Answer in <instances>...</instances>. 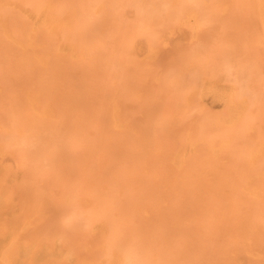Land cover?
I'll list each match as a JSON object with an SVG mask.
<instances>
[{
	"label": "bare ground",
	"instance_id": "6f19581e",
	"mask_svg": "<svg viewBox=\"0 0 264 264\" xmlns=\"http://www.w3.org/2000/svg\"><path fill=\"white\" fill-rule=\"evenodd\" d=\"M263 246L264 0H0V264H264Z\"/></svg>",
	"mask_w": 264,
	"mask_h": 264
},
{
	"label": "rangeland",
	"instance_id": "374dc122",
	"mask_svg": "<svg viewBox=\"0 0 264 264\" xmlns=\"http://www.w3.org/2000/svg\"><path fill=\"white\" fill-rule=\"evenodd\" d=\"M168 47H169V48H168ZM168 47L165 46L164 48H161V49H162V56H161L160 61L158 62V63H159V67L162 66V64H163V66H164L165 63L167 62V52H168V51L170 50V48H171L170 46H168ZM161 61H162V62H161ZM168 61H169V59H168ZM163 66H162V67H163ZM10 88H11V87H10ZM11 91H12V88H11ZM207 102H208V103H207ZM204 103H205V104H204ZM206 104H207V106H206ZM211 104L214 105L215 103H211V102L208 101V100L204 101V102H203V105L206 106V107H205V110L208 109L209 111H207L208 113L206 112L207 115L205 114V112H204L202 115L199 114V115L202 116V117L204 116L203 118L208 119V121H210V120L212 121V119L214 120V116L212 115L213 117H211V114L213 113L214 115H216L217 112L220 110V109H219V107H220L219 105L215 104L214 107H213ZM208 106H209V107H208ZM212 107H213V108H212ZM211 109H212V110H211ZM210 110H211V111H210ZM213 111H214V112H213ZM204 114H205V115H204ZM196 115H198V114H192V115L189 117V120H187V121L184 122L185 124L183 125V129H184L185 131H186V128L189 126V124H190L191 122H193V121L195 122V120L198 119L199 115H198V117H196ZM207 116H208V117H207ZM206 117H207V118H206ZM209 117L211 118L210 120H209ZM199 118H200L201 120H203V121L205 120V119H202L201 117H199ZM185 125H187V127H184ZM194 128H195V127H193V129H192L191 131L194 132V130H195ZM187 129H188V128H187ZM124 139H125V138H124ZM126 142H128V141H126ZM128 143H129V142H128ZM126 144H127V143H126ZM171 144H172V143H171ZM129 145H130V143H129ZM122 146L125 147V148H124V149H121V148H118V147H117V148H118V151H117V152H118V154H120V157L117 156V153L115 152L116 155H115V158H114V161H113V162H117V161H118V163H116V164H118V166H116V167H118V169H115L116 167H112V166H115V164H114V163H111L112 166L110 165V166H108V168L110 167V168H111V171H113V172H111L110 169H108V168H107V170H106L107 172H108V170H109V172H108L109 174H111V173H115V170H121V171H122V169H119V168H122L124 165H126V162H127V161H126V157H125L124 154H121V153L119 152V151H120L119 149H121V150H123V151L125 152V151L127 150V148H128V147H127L128 145H125V144L123 145V144H122ZM120 147H121V145H120ZM200 149H201V151L203 150L202 147H200ZM204 149H206V148L204 147ZM123 151H121V152H123ZM128 151H129V150H128ZM199 151H200V150H199ZM206 151H207V149H206ZM206 151H204V150L202 151V153L204 154V156L207 155V154L205 155V152H206ZM124 152H123V153H124ZM125 153H127V156H128V157L130 156V155H128V153H130V152H127V151H126ZM199 153H200V152H199ZM202 153H201V154H202ZM207 153H208V152H207ZM121 155H123V156H121ZM199 155H200V154H199ZM131 156H133V158H138V155L136 156V155H134V154H131ZM200 156H201V155H200ZM200 156H199V158H202V157H203V156H202V157H200ZM121 157H124V158H125V160H124L125 162L122 160ZM128 157H127V158H128ZM206 157H207V156H206ZM128 159H129V158H128ZM204 159H205V158L203 157V160H204ZM201 160H202V159H201ZM130 161H132L131 158H130ZM130 161H128V163H129ZM199 161H200V160H199ZM200 162H201V161H200ZM119 163H120L121 167H119ZM93 164H97V163H93ZM97 167H98V166H97ZM97 167H96V168H97ZM93 168H95V165H94ZM112 168L115 169V170H112ZM98 169H99V167H98ZM98 169H97V170H98ZM94 170H95V169H94ZM103 171H104V170H103ZM98 172H100V170H99ZM108 173H105V172H104V174H108ZM116 173H119V171H116ZM104 174H103V175H104ZM120 174H121V172H120ZM104 176H105V175H104ZM169 176H170V178H171V175H169ZM206 176H208V175H206ZM199 177H200V176H199ZM145 180H146V179H145ZM167 180H169V178H167ZM170 181H171V179L169 180V182H170ZM142 183H144V182L142 181ZM142 183H141V184H142ZM138 184H139V183H138ZM120 186H121V185H119V188L121 189L122 187H120ZM150 187H153V188H151V191H152V190H153V191L150 192V191L148 190V193L150 192V193H149L150 195L147 194L148 196L146 197V199H148L149 196L152 197V193H153V194L155 193V189H154V188H156V186L154 187V186H151V185H150ZM117 189H118V186H117ZM147 189H148V187H147ZM147 189H146V190H147ZM157 189H158V188H157ZM157 189H156V191H157ZM124 190H125V189H124ZM146 190H145V192L147 193ZM176 190H177V189H176ZM176 190H173V191H171V192H170V191H167L166 193H169V192H170L169 194H173V196H175V197L177 196V197H178V200H177L178 202H176V201L174 200V203L176 202V204H175L176 206H177V203H178L179 210H180L179 212H181V209L185 208L184 211L186 210V212H187L188 214H190L191 211H189V210L192 208V206H193L192 204L197 200L196 198H198L196 195H199V194H198V193H195V197H196L195 199H194L193 197H192V198H193V199H192L190 195H189V196H190V200L188 199V198H189L188 196H187L188 198L185 197L184 202H183V203H184V207L181 208L180 205H181L182 203H181V199H180V196H179V190H177V191H176ZM115 191H116V190H115ZM115 191H114V192H115ZM174 191H175V192H174ZM118 192H119V191H118ZM138 192L140 193V191H138ZM157 192H158V191H157ZM159 192H161V191H159ZM121 193H122V195H123L124 192H120L119 194L117 193V194L119 195V198L122 197V196L120 197ZM139 193H138V196H137L136 193L133 192V194H135V196L138 197L137 200H141L140 202H142V201L144 202L145 200H143V199L141 198V197H143V196H141ZM146 193H142V192H141V194H145V195H146ZM124 194H126V192H125ZM145 195H144V196H145ZM163 195L165 196V193H164ZM191 195H193V194L191 193ZM125 196H127V195H124V197H125ZM139 196H140V197H139ZM167 196H168V195L166 194V198L168 199V197H170L171 195L168 196V197H167ZM132 197H133V195H132ZM154 197H155V196H154ZM156 197H157V196H156ZM175 197H174V198H175ZM199 197H200V196H199ZM126 198H127V197H126ZM126 198H125L124 200H126ZM163 198H164V197H163ZM170 198H171V197H170ZM170 198H169V201H170V204H171V202H173V200H170ZM172 198H173V197H172ZM144 199H145V197H144ZM156 199H157V198H156ZM119 200H120V199H119ZM122 200H123V199H122ZM122 200H121V201H122ZM124 200H123V201H124ZM153 200H154V199H153ZM164 200H166V199H164ZM191 200H192V202H193L194 200H195V201L192 203ZM121 201H118V202H119V203H118V207H121L119 204H121V205L123 204V203H122L123 201H122V202H121ZM126 201H127V200H126ZM128 201H129V200H128ZM128 201H127V202H128ZM151 201H152V199H151ZM143 202H142V203H143ZM188 202L191 203L190 205H192L190 209H189V205H188L189 203H188ZM124 203H125V202H124ZM131 203H132V202H131ZM136 203H137V202H136ZM142 203H140V206H141ZM166 203H168V201H167ZM174 203H172V204H174ZM132 204H133V203H132ZM132 204H130V205H132ZM153 204H154V203H153ZM155 204H156V203H155ZM168 204H169V203H168ZM133 205L137 206L136 204H133ZM142 205H143V204H142ZM122 206H123V205H122ZM128 206H129V204H128ZM165 206H167V204H166ZM168 206L170 207V205H168ZM173 206H174V205H173ZM178 206H177V208H178ZM181 206H183V204H182ZM118 207H117V208H118ZM124 207H125V205H124ZM126 207H127V206H126ZM129 207H130V206H129ZM169 207H168V208H169ZM202 207H203V206H202ZM202 207L200 206L201 209H202ZM121 208H122V207H121ZM171 208H172V205H171L170 209H171ZM174 208H176V207L174 206ZM177 208H176V209H177ZM200 208H198V209H200ZM206 208H207V207H206ZM122 209H126V210H127V208H122ZM131 209L133 210V216H134V214H135V215H136V214L139 215V212L136 210V207L131 206ZM170 209H169V210H170ZM198 209H196V211H195V210H192V209H191V210H192L193 213H194V211H195V212H196V215H197V213H198L197 210H198ZM201 209H200V210H201ZM132 210H131L130 212H132ZM167 210H168V209H167ZM169 210H168V213H169V214H170V212H171V213L173 212V210H172V211H171V210L169 211ZM119 211H120L119 213H121V212H123V213L126 212V213H127V211H125V210H124V211H121V209H120ZM128 211H129V208H128ZM130 212H128L127 214L125 213L124 215H129V216L132 215V214H130ZM164 212H165V211H164ZM166 212H167V211H166ZM179 212H178V214L180 215ZM182 212H183V210H182ZM189 212H190V213H189ZM123 213H121V214L123 215ZM174 213H175V210H174ZM176 213H177V212H176ZM183 213H184V212H183ZM183 213H182V214H183ZM164 214H165V213H164ZM169 214L166 213V215H169ZM182 214H181V215H182ZM184 214H185V213H184ZM151 215H152L151 220L154 221V222H157V220H158L159 218L161 219L162 216L165 217V215H163V212H162V216H161V215H157L155 212H153ZM151 215H150V216H151ZM174 215H175V214H172V216H174ZM179 215L176 214V215H175L176 218L174 217V219H175V220H176V219H179V218H178ZM186 215H187V214H186ZM192 215H193V217H194V216H195V213L192 214ZM198 215H199V213H198ZM198 215H197V216H198ZM172 216H171V217H172ZM126 217H127V216H126ZM135 217H136V216H135ZM166 217H167V216H166ZM169 217H170V215H169ZM187 217L189 218L190 216L187 215ZM187 217H186V216H182V220L180 221L181 223H179V225H178L177 222H174L175 220H174V221H171L170 223L173 224V225H178V226L180 227L179 229L184 228V227H185V226H184V223H185V220L187 219ZM127 218L129 219L130 217H127ZM133 218H134V217H132V218L130 219V221H131ZM136 218H138V217H136ZM136 218H135V220H136ZM191 218H192V217H191ZM191 218H189L190 221H189V219H187L186 221L191 222ZM163 219H164V218H162L161 220H163ZM169 219H170V218H168V219H166V220H169ZM172 219H173V217H172ZM172 219H171V220H172ZM180 219H181V216H180ZM192 219H193V218H192ZM195 219H196V218H195ZM215 219H216V218H215ZM137 220H139V218H138ZM141 220H142V219H141ZM141 220H140L139 222H135V224H139V225H140ZM161 220H159V223H160L162 226H163V225L166 226L165 224H163V221H164V220H163L162 222H161ZM169 221H170V220H169ZM177 221H178V220H177ZM182 221H184L183 224H182ZM212 221H214V220H212ZM212 221H211V222H212ZM120 222H121V221H120ZM165 222H166V221H164V223H165ZM167 222H168V221H167ZM167 222H166V223H167ZM129 223L135 225V224L133 223V221H132V222H129ZM150 223H151V222H150ZM168 223H169V222H168ZM168 223H167V224H168ZM214 223H215V221H214ZM214 223H213V225H214ZM151 224H153V223H151ZM155 224H157V223H155ZM155 224H153V226H156ZM208 224L211 225L210 222H209ZM133 225H132V226H133ZM145 225H149V224L146 223ZM161 225H159V226H161ZM135 226H136V225H135ZM135 226H134V227H135ZM151 226H152V225H151ZM151 226H148L149 229H153V227H151ZM159 226L157 225L156 227L159 228ZM164 226H163V227H164ZM192 226H193V222H192ZM206 226H208V225L206 224ZM136 227H137V226H136ZM194 227H195V225H194ZM208 227H209V226H208ZM211 227H212V226H210V228H208V229L213 230V229H211ZM154 228H155V227H154ZM158 228H156V230H158ZM191 228H192V227H191ZM185 229H187V232H188V230H189L188 227H185ZM185 229H183L184 231L181 232V236H180V237H183V238H184V239H182V240L189 241V242H191V243H195L194 240H196L197 238H196V239H192V238H191V236H192V234H193V233H192V230H191V231L189 230V232H190V234H191V236H190V234H187V232L185 231ZM210 230H209V231H210ZM214 230H216V229H214ZM214 230H213V232L211 231L212 234H215ZM145 231H146V230H145ZM149 231L152 232L151 230H149ZM154 231H155V230H154ZM216 231H217V230H216ZM165 232H166V231H165ZM168 232H169V231H168ZM168 232H167V234H169ZM178 232H179V231H178ZM152 233H156V232H152ZM157 233H159V232H157ZM216 233H217V232H216ZM145 234H148V233L145 232ZM170 234H171V232H170ZM172 234H173V232H172ZM172 234H171V235H172ZM178 234H179V233H178ZM178 234H177V235H178ZM186 234H187V235H186ZM149 235H150V234H149ZM174 235H175V234H174ZM174 235H173V236H174ZM166 236H168V235H166ZM166 236H164V234H163L162 237H163L164 240H166V239L168 238V239L171 240V241H169V243L173 242V241H172V240H173L172 238H174L173 236L171 237V236L169 235V237H171V238L166 237ZM192 237L195 238L194 236H192ZM156 238H157V237H156ZM160 238H161V237L157 238L158 241H159ZM175 238H176V235H175ZM175 238H174V242H175V244H174V247H175V248H174V249H175V250H177V249L179 250L181 247H184L183 245L186 244L185 241H183L185 244L182 242L183 245L180 246V247H178L180 242H177V239H176V241H175ZM177 238H179V235L177 236ZM127 239H131V241H132V240H135V239H133V238H130V236H128ZM150 239H151V240H150ZM150 239L148 240V242L151 241V244H152V242H153V240H154L155 238L152 240V237H151ZM163 239H160L161 241H159V242H163ZM179 240H181V238H180ZM179 240H178V241H179ZM182 240H181V241H182ZM154 241H155V240H154ZM158 241L156 240V243H159ZM223 241L226 242V239H223ZM227 241H228L227 243H229V240H228V239H227ZM166 242H167V241H166ZM176 242H177V243H176ZM197 242H198V241H197ZM156 243H155V244H156ZM167 243H168V242H167ZM146 244H147V242H146ZM149 244H150V243H148V244H147L148 246H146V247H153V246H154V243H153V245L150 244L151 246H149ZM212 244H213V243H212ZM214 244H215V242H214ZM214 244H213V245H214ZM223 244L226 245V243H223ZM171 245H173V244H171ZM187 245H188V244H187ZM216 245H217V244H216ZM168 246H170V245H168ZM185 246H186V245H185ZM188 246H189V245H188ZM191 246H192V245H191ZM195 246H196V245H195ZM195 246H193V247L195 248ZM197 246H198V244H197ZM199 246H200V244H199ZM142 247H143V246H142ZM144 247H145V246H144ZM166 247H167V245H166ZM171 247H172V249H170V250L174 252V250H173V246H171ZM176 247H177V249H176ZM216 247H217V246H216ZM263 247H264V246H263ZM185 248L188 249L187 247H184V249H185ZM166 249H167V248H166ZM182 249H183V248H182ZM191 249H192V247H191ZM263 249H264V248H263ZM196 250H197V252H194V253H195V254H198V251H200L198 255H201V254H200V253H201L200 247H199V249H196ZM196 250H194V251H196ZM167 251H169V248H168ZM181 251H182V250H181ZM185 251H186V250H185ZM188 252H190V251H188ZM188 252H186V253L183 252V254L186 255V254H188ZM175 253H178V252H175ZM191 253H192V252H191ZM179 254H180V251H179ZM183 254H182V255H183ZM195 254H194V256H195ZM177 255H178V254H177ZM177 255L175 254L176 257H177ZM198 255L195 256L196 259H195L194 257H192V255H191L190 258H188V259L191 260V263H193V262H195V261L197 260ZM171 256H174V255H171ZM187 256H188V255H187ZM203 256H205V255H203ZM183 257L185 258L186 256H183ZM183 257H182L181 254H180V255H178L177 258H178V259H184ZM188 257H189V256H188ZM200 257H201V256H200ZM191 258L194 259V260L192 261ZM205 258H206V257H205ZM178 259H177V260H178ZM214 259H215V258H214ZM175 260H176V258H175ZM186 260H187V259H185V260H183V261H186ZM198 260L201 261L200 258H198ZM204 260H205V259H204ZM219 260H220V259H219ZM219 260H216V259H215V261H217V262H218ZM174 262L176 263V261H174ZM196 262H197V261H196ZM204 262H205V261H204ZM207 262H208V261H207ZM217 262H216V263H217ZM213 263H214V261H213ZM176 264H177V263H176ZM203 264H204V263H203Z\"/></svg>",
	"mask_w": 264,
	"mask_h": 264
}]
</instances>
